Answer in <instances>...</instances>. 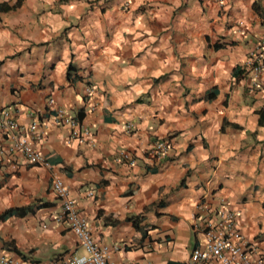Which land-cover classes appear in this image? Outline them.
Listing matches in <instances>:
<instances>
[{
	"label": "crops",
	"instance_id": "crops-1",
	"mask_svg": "<svg viewBox=\"0 0 264 264\" xmlns=\"http://www.w3.org/2000/svg\"><path fill=\"white\" fill-rule=\"evenodd\" d=\"M263 31L264 0H0V112L41 121L42 157L8 155L0 123V214L24 208L0 255L84 253L58 179L111 264H185L220 204L264 256V70L245 66ZM56 106L88 134L67 142Z\"/></svg>",
	"mask_w": 264,
	"mask_h": 264
},
{
	"label": "built area",
	"instance_id": "built-area-1",
	"mask_svg": "<svg viewBox=\"0 0 264 264\" xmlns=\"http://www.w3.org/2000/svg\"><path fill=\"white\" fill-rule=\"evenodd\" d=\"M245 66L254 77L264 70V31L249 51ZM51 101L50 99L48 102ZM51 110L53 113L50 115V124L68 128L67 142L79 140L81 136L88 134L87 129L81 128L79 121L68 116L62 107L56 106ZM47 111H50L49 108ZM0 123L10 141L6 148L8 155H15L18 159L25 160L27 164L42 162L39 150L35 146L41 138L38 132L41 121L38 118H31L27 126L21 127L12 119L11 112L2 110ZM150 152L154 156L164 158L168 154V147L165 142L156 141ZM51 189L60 200L57 219L68 223L84 253L44 262L0 255V264H111L106 258L107 248L93 243L84 218L75 211L63 184L55 179L51 183ZM213 212V216L207 218L200 229L202 245L191 248L185 264H264L263 253L245 239L235 222L234 212L223 204L215 207Z\"/></svg>",
	"mask_w": 264,
	"mask_h": 264
},
{
	"label": "trees",
	"instance_id": "trees-1",
	"mask_svg": "<svg viewBox=\"0 0 264 264\" xmlns=\"http://www.w3.org/2000/svg\"><path fill=\"white\" fill-rule=\"evenodd\" d=\"M21 210H24V208H10V209H6L0 214V219H3L5 217H7V216L15 215Z\"/></svg>",
	"mask_w": 264,
	"mask_h": 264
}]
</instances>
